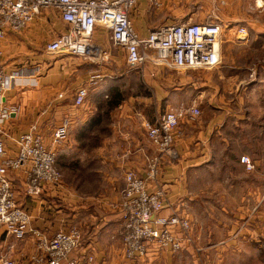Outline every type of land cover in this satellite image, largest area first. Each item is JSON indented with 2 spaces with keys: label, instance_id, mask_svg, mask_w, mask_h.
I'll list each match as a JSON object with an SVG mask.
<instances>
[{
  "label": "crops",
  "instance_id": "1",
  "mask_svg": "<svg viewBox=\"0 0 264 264\" xmlns=\"http://www.w3.org/2000/svg\"><path fill=\"white\" fill-rule=\"evenodd\" d=\"M177 1L179 10L195 3ZM173 3L162 0L155 7L140 0L131 12L138 32L146 36L163 24L200 19L196 13L175 14ZM227 6L240 9L243 0H227ZM51 14L58 15L44 11L25 30L10 32L0 42L7 72L32 57L44 66V56L49 55V66L38 82L19 81L5 94L3 105L13 111L1 126L9 153L15 154L12 138L24 132L29 121L47 144L64 117L73 121L69 136L56 147L64 173L59 184L33 198L26 193L24 172L12 176L17 200L31 214L32 226L51 235L78 223L82 242L72 256H79L83 264H264V160L257 161L255 153L261 144L247 124L251 114L235 111L249 101L245 96L251 68L234 60L240 51L233 46L247 45L249 38L223 40L222 62L212 69L178 70L151 61L131 68L124 49L114 44L104 27L93 36L104 51L102 58L48 53L46 44L35 41L51 40L66 27L59 16V27L52 26ZM233 17L236 26L227 30L228 35L239 25L240 16ZM262 31L257 37L264 40ZM30 43L35 45L30 48ZM93 76L98 80L90 85L86 102L76 106V90ZM195 106L201 110L198 116L188 111ZM170 109L184 112L174 144L178 155L163 160L158 183L151 187L161 186L168 195L157 217L174 211L188 217L191 240L178 252L126 260L119 206L125 175L131 169L145 175L147 158L155 154L145 123H154ZM244 155L254 162L253 171L240 161ZM232 199L237 202L232 204ZM63 200L65 208L57 211ZM8 251L17 264H26L36 251V238L17 240L0 225V253Z\"/></svg>",
  "mask_w": 264,
  "mask_h": 264
},
{
  "label": "built area",
  "instance_id": "2",
  "mask_svg": "<svg viewBox=\"0 0 264 264\" xmlns=\"http://www.w3.org/2000/svg\"><path fill=\"white\" fill-rule=\"evenodd\" d=\"M225 4L227 0H213ZM140 0H0V42L10 32H22L46 10L56 12L66 24L65 29L47 41L45 49L50 54L102 58L103 49L93 42L99 26L111 32L115 45L126 53L131 68L147 61L169 68L186 70L212 69L222 62L221 43L227 33L219 17L210 15L203 21L182 20L163 24L152 29L146 36L134 26L131 12ZM151 5L161 6L162 0H149ZM235 37H248L246 27L231 31ZM23 66V65H22ZM38 66L23 67L7 72L0 50V225L17 240L29 235L36 238V251L26 264H83L79 256H72L82 242L81 229L73 226L50 235L32 226V216L17 200L12 176L25 174V190L33 198L39 197L49 186L61 182L63 174L57 163L56 147L67 139L73 123L70 116L63 118L47 144L37 125L33 124L12 138L15 154L3 136L2 124L11 118L13 111L4 106L7 91L19 81L36 83L40 76ZM93 76L88 85L80 86L75 93L74 104L81 106L89 95V87L97 82ZM62 96V95H61ZM192 116L201 114L199 107H191ZM182 110L170 109L162 113L154 123L146 122L148 141L155 154L146 161L145 175L128 170L121 190L120 222L124 257L137 260L163 251L178 252L184 242L190 241L191 222L188 217L174 211L167 217H157L167 200L166 190L158 183L161 165L165 158L175 159V139ZM240 161L247 171L255 169L249 156ZM92 256L88 257V262ZM0 264H17L10 252L0 253Z\"/></svg>",
  "mask_w": 264,
  "mask_h": 264
},
{
  "label": "rangeland",
  "instance_id": "3",
  "mask_svg": "<svg viewBox=\"0 0 264 264\" xmlns=\"http://www.w3.org/2000/svg\"><path fill=\"white\" fill-rule=\"evenodd\" d=\"M195 3L193 4L191 8L188 7V5H181L183 6L181 10H179V2L177 0H173V6H176V8L173 9V12L177 15H183L187 13H196L200 16V19L197 21H203L210 15H215L220 18L221 21L225 23V29L230 30L234 28V24H232V20L234 19L233 15H238L239 21L237 24L238 27H246L248 30V37L249 42L247 45H241L238 42H234L236 44L233 46L234 49H239L240 53H238V56L234 59L238 61L241 64H247L249 68H251V72L249 74L248 79L251 81L249 84L250 89L248 90L249 94L245 96L248 102H245L242 106L235 107V111H241V113H247L251 114V116L248 117L247 124H250L249 129H253L256 132L258 144H261L258 147V151L255 152L257 155V161L264 160V40L262 38H258V33L261 32V30L264 31V0H243V7L240 9H229L227 6V2L225 4H216L213 0H193ZM186 3V0L183 1V4ZM178 7V8H177ZM46 11H51L46 10ZM180 11V13H179ZM44 12V11H43ZM58 17V15H57ZM57 17H55V14H51L49 18H51L50 23L52 26L59 27V23ZM59 18V17H58ZM228 20V21H226ZM99 26L98 28H100ZM236 27V28H238ZM262 31V32H263ZM231 35V36H230ZM228 35V31L226 34H224L222 38L223 40L226 39H232L235 36L230 33ZM260 35V34H259ZM56 36V35H55ZM234 36V37H233ZM232 37V38H231ZM260 37V36H259ZM237 38V37H236ZM246 38V39H247ZM52 39V37H51ZM240 39V38H239ZM50 40V39H49ZM45 38H39L38 41H35L37 44L43 43L45 45L47 41ZM232 43V42H231ZM222 44V43H221ZM35 45V43H30L29 47L32 48ZM32 46V47H31ZM231 47V46H230ZM45 55V53H44ZM43 55V56H44ZM117 60L122 58L120 57L121 54H116ZM49 55L46 54L44 56L43 61L46 62V65L43 66V62L40 59L36 58H27L25 62L20 63V65H16L19 67H22V65L26 64L28 67H34L38 66L40 69V77L46 73V68H48L49 64L47 61ZM233 107V109H234ZM237 109V110H236ZM28 128L25 129V131H28L31 126L32 122H28ZM22 133V132H21ZM44 137V136H43ZM263 149V150H262ZM57 150V148H56ZM58 154V153H57ZM72 157V156H71ZM60 158V157H59ZM70 165L72 166V160L69 159ZM73 167V166H72ZM71 167V168H72ZM72 170H68V174L71 175ZM63 178H64V173ZM62 200V199H61ZM57 203L59 206L58 209H64L65 208V201H58ZM236 199H232V204L236 203ZM251 207V206H249ZM58 213V212H57ZM63 213V212H61ZM190 220V219H189ZM64 223L67 224L66 219L64 220ZM71 227L76 226L80 228L78 223H74L70 225ZM70 227V228H71ZM69 228V229H70ZM60 231V230H58ZM45 232V231H44ZM57 231L53 232L52 234L56 233ZM51 234V235H52ZM126 259V258H125ZM128 260V259H126ZM133 261V260H131Z\"/></svg>",
  "mask_w": 264,
  "mask_h": 264
}]
</instances>
